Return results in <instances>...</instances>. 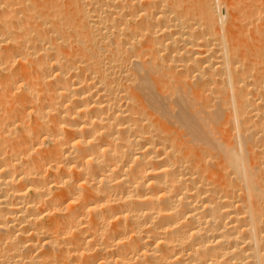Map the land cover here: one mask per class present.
<instances>
[{"label":"bare ground","instance_id":"1","mask_svg":"<svg viewBox=\"0 0 264 264\" xmlns=\"http://www.w3.org/2000/svg\"><path fill=\"white\" fill-rule=\"evenodd\" d=\"M0 264H264V0H0Z\"/></svg>","mask_w":264,"mask_h":264},{"label":"rangeland","instance_id":"2","mask_svg":"<svg viewBox=\"0 0 264 264\" xmlns=\"http://www.w3.org/2000/svg\"><path fill=\"white\" fill-rule=\"evenodd\" d=\"M223 13H224V10H223Z\"/></svg>","mask_w":264,"mask_h":264}]
</instances>
